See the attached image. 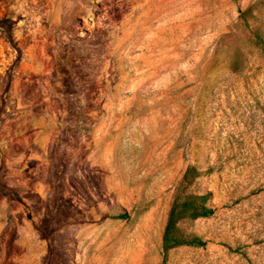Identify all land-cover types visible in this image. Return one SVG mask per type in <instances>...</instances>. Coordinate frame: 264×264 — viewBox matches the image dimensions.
<instances>
[{
    "label": "rangeland",
    "instance_id": "obj_1",
    "mask_svg": "<svg viewBox=\"0 0 264 264\" xmlns=\"http://www.w3.org/2000/svg\"><path fill=\"white\" fill-rule=\"evenodd\" d=\"M2 159L0 264H162L189 165L167 264H264V0H0Z\"/></svg>",
    "mask_w": 264,
    "mask_h": 264
},
{
    "label": "trees",
    "instance_id": "obj_2",
    "mask_svg": "<svg viewBox=\"0 0 264 264\" xmlns=\"http://www.w3.org/2000/svg\"><path fill=\"white\" fill-rule=\"evenodd\" d=\"M249 11L250 8L242 12L241 17ZM257 37L259 38V36ZM235 69L233 66L234 71ZM7 84L8 81L5 85ZM4 167L5 164L2 159L0 163V193L6 197L20 201L21 198L16 191L1 181V174ZM211 171L212 168H208L204 174H208ZM201 175L202 173L199 168L195 165H189L172 188L171 201L166 214V221L161 238L162 264H167L169 253L173 250L183 247L199 248L204 247L206 244L200 236L187 233L181 228V223L184 220L207 219L214 213L210 204L212 198L211 192L199 191L195 188V182ZM147 208L148 206L140 203L134 207L135 214H140ZM128 217L129 214L126 211L116 216L118 219H127ZM39 231L42 237H47L46 231L42 229ZM50 254H52L51 251Z\"/></svg>",
    "mask_w": 264,
    "mask_h": 264
}]
</instances>
